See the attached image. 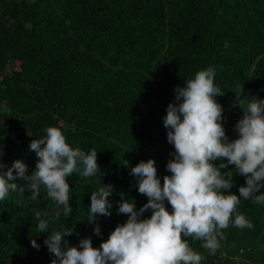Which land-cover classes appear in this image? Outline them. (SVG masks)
Here are the masks:
<instances>
[{
	"label": "trees",
	"instance_id": "1",
	"mask_svg": "<svg viewBox=\"0 0 264 264\" xmlns=\"http://www.w3.org/2000/svg\"><path fill=\"white\" fill-rule=\"evenodd\" d=\"M209 66L224 92L216 100L226 134L236 139L243 116L232 106L236 94L264 99V0H0V160L9 167L23 160L31 175L38 157L30 143L50 126L59 127L71 147L95 149L97 176L67 178L73 210L50 221L49 230L70 228L69 246L91 237L98 248L128 219L118 214L120 193L137 210L148 202L130 168L154 159L161 185L171 175L167 164L175 148L163 118L176 102V87ZM221 172H231L226 178L232 176L231 192L239 196L246 177L235 165ZM100 177L114 191L111 216L96 218L97 236L88 215ZM31 196L17 189L0 201V264H51L55 258L44 244L50 231L39 233L34 219L36 210L52 213L55 203L43 188L37 200ZM237 211L254 227H235L233 214L215 255L201 247L204 241L184 237L202 255L201 264H264V204L241 197Z\"/></svg>",
	"mask_w": 264,
	"mask_h": 264
},
{
	"label": "clouds",
	"instance_id": "2",
	"mask_svg": "<svg viewBox=\"0 0 264 264\" xmlns=\"http://www.w3.org/2000/svg\"><path fill=\"white\" fill-rule=\"evenodd\" d=\"M224 46L229 47L227 42ZM215 75V68L209 66L187 79L183 87H176V102L168 105L163 118L167 140L175 148L174 159L167 164L171 175H165L161 185L154 159L131 167L129 174L137 178L138 192L148 202L137 210L135 201L123 199L125 194L120 193L118 214H126L128 219L98 248L93 246L91 237L82 239L79 246H69L65 237L73 234L70 228L49 230L50 221H59L61 215L67 217L73 210L67 178L76 172L85 178L97 176L100 166L95 149L85 152L71 147L62 130L50 126L42 139L30 143L29 150L38 157L31 175L23 160H15L10 167L0 160V201L17 189L31 191V199L37 200L43 188L55 203L52 213L34 212L38 232L50 231L44 244L55 257L51 264H201L202 255L184 237L204 241L201 247L215 255L221 246L219 240L224 237L221 230L229 227L233 214L235 227H254L237 211V205L241 197L264 204V99L236 94L232 106L238 105L243 116L234 127L238 138L230 139L223 124L224 109L216 100L224 92L214 84ZM224 158L227 163H213ZM128 163L125 160L124 165ZM229 165H235L239 174L246 177V186L239 187V196L231 192L232 176L226 178L231 172H221ZM17 180L26 183L20 185ZM96 183L100 186L91 192L88 221L96 224L94 234L99 236L101 229L96 218L111 216L113 205L109 197L114 188L103 184L101 177ZM148 210L152 211L151 216L142 218ZM31 245L40 248L35 239Z\"/></svg>",
	"mask_w": 264,
	"mask_h": 264
}]
</instances>
